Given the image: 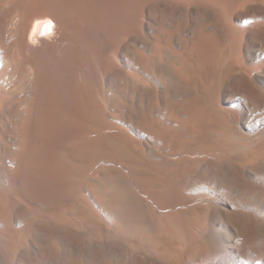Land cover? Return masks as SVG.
Here are the masks:
<instances>
[{"label":"bare ground","instance_id":"bare-ground-1","mask_svg":"<svg viewBox=\"0 0 264 264\" xmlns=\"http://www.w3.org/2000/svg\"><path fill=\"white\" fill-rule=\"evenodd\" d=\"M143 1L147 0H0V163L9 172L6 179L0 177V211L7 221V224L3 221L6 227L0 230V264H4V256L17 250L21 251L19 257L25 262L31 261V264H113V257L116 256L106 260L99 247L101 243L92 238L98 234V226L110 224V217L98 206L101 200L98 201V195L94 197L96 192L92 191L93 188L89 191L86 185L84 189L83 184L98 178L91 161L96 150L100 149L102 139L117 142L121 136L130 137L129 130L127 132L119 126L116 119L114 96L108 98L104 105L101 84L104 77L115 73L122 63L120 52L128 47L135 27H140L142 23L138 25L137 22L145 12ZM204 43L197 42L196 48L200 49ZM159 136L172 138L168 130H161ZM120 139L118 142L124 141L125 144L128 141ZM206 148L218 154L225 151V147L218 142H210ZM10 150L14 154L11 160L6 156ZM112 152L111 155L115 156L114 150ZM101 154L100 158H103L104 154ZM129 161L132 162L131 159ZM193 162L195 159H183L176 162L173 168L181 172ZM207 165L211 173H201L199 181L216 180L224 185L233 202L245 199L242 178L232 165L220 158ZM123 167L126 169V166ZM146 171L137 175L132 172L131 182L122 176L113 180V191L111 186L107 189L113 192H108L113 196L112 212L114 209L125 218L129 217V221L135 218L138 221L139 216L144 219L142 210L146 206L158 230L182 249L203 244L205 240L211 241V245L216 244L217 239L212 236L220 232L215 230L214 216L208 219L196 210L192 218L185 217L183 210L187 209L188 197L183 188L171 180L158 177L159 174L155 176V170L150 174ZM161 171L164 172L162 168ZM106 178L108 180V176ZM71 196L75 198V201L71 200L73 204L77 201L82 208L85 207L84 213H80L82 208L80 212H74L77 210L75 206L69 209ZM15 207H24L28 217L42 225L35 229L16 226L12 219ZM68 210H74V213L71 215ZM219 210L223 215V220L221 218L219 222L221 232L228 231L239 243H245L247 236L250 237L246 218L240 211L232 212L224 206ZM215 212L212 215H216ZM50 223H63V226ZM70 227L81 228L82 231L75 229L74 232L83 238L84 244L76 247L66 236ZM123 230L120 231L126 232ZM23 245H31L33 258L23 256L26 255ZM141 252L143 255L144 252ZM151 261L145 264L167 262L162 258Z\"/></svg>","mask_w":264,"mask_h":264},{"label":"rangeland","instance_id":"rangeland-1","mask_svg":"<svg viewBox=\"0 0 264 264\" xmlns=\"http://www.w3.org/2000/svg\"><path fill=\"white\" fill-rule=\"evenodd\" d=\"M147 1L146 4L143 1V18H138V25L142 21L140 27H135L137 30H134L130 44L120 52L122 63L115 73L104 77L103 85L101 84L104 105L113 95L117 105L118 125L127 132L129 130L130 137H119L120 140L128 139L125 144L124 141L118 142V138L120 146L115 141L103 138L100 149L96 150L91 161L96 174L98 172V178H95L98 181L95 183V179H92V182L89 180V183H81L84 189L85 185L89 191L93 188L92 191L96 192H93L95 196L92 193L93 196L98 195V201L101 200L98 206L111 219V225L98 226L99 236L95 234L92 238L101 243L99 247L106 255V260L110 256L117 257H113V264L152 263L153 258L167 260L164 264H264V0ZM198 39L205 42L200 49L196 48L197 42H200ZM123 66L128 69L124 70ZM191 117L199 120L192 121ZM161 130H168L172 138L164 139L159 136ZM210 142L221 143L225 151L218 154L209 150V145L206 147ZM113 150L115 156L111 155ZM101 152L104 154L103 158H100ZM6 156L11 160L14 154L10 150ZM217 158L232 165L242 178L246 191L244 200H230L224 185L216 180L199 181L201 173H211L207 163ZM183 159H195V162L189 163L186 170L178 172L173 168L174 164ZM3 168L5 167L1 164L0 177L6 179L9 172L6 168L7 173L4 172ZM152 170L156 171L153 172L154 175L157 174L155 176L159 174L158 177L171 180L183 188L188 197V210L184 208V212L182 209L185 217L192 218L196 210H199L203 217L217 218H212L214 225H218L215 230L220 232L212 236L217 239L216 244L211 245V241L205 240L203 244L182 249L158 230V225L146 206H143L146 211L142 210L143 213L146 212L142 213L144 219L139 216L138 221L136 218L129 221V217L126 220L121 212L117 213L114 209L112 212L110 205L114 208L111 200L113 180L122 176L131 182L129 179L133 178L132 172L139 174L146 171L150 174ZM100 183L101 186L98 187ZM109 186L112 191H107ZM69 200L75 201V198L71 196ZM72 201L69 209L77 210H68L71 215L80 212L82 208L81 203L76 201L73 204ZM222 206L232 212L240 211L246 218L250 226V237L247 236L245 243H239L228 231L221 232L223 215L219 209ZM15 208L12 219L16 226L25 225L35 229L42 225L28 217L24 207ZM83 209L85 207L80 213L85 212ZM214 211L216 215H212ZM5 220L0 211V230L6 227ZM118 222L120 225L114 226ZM29 223H33V226ZM61 224L57 225L63 226ZM73 228H68L66 236L79 247L81 243L84 244L83 238L75 234L74 230H82ZM86 238L84 236L85 241ZM23 246L26 251L23 256L33 258L34 250L31 245ZM141 251L146 255H141ZM19 252L21 251L17 250L14 254H7L2 263H32L23 261Z\"/></svg>","mask_w":264,"mask_h":264}]
</instances>
